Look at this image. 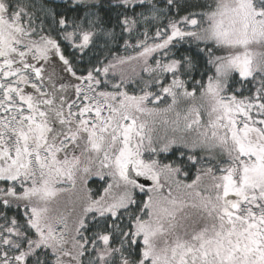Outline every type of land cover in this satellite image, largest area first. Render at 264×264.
Wrapping results in <instances>:
<instances>
[{
  "label": "snow or ice",
  "instance_id": "obj_1",
  "mask_svg": "<svg viewBox=\"0 0 264 264\" xmlns=\"http://www.w3.org/2000/svg\"><path fill=\"white\" fill-rule=\"evenodd\" d=\"M186 8L0 0V264H264V0Z\"/></svg>",
  "mask_w": 264,
  "mask_h": 264
},
{
  "label": "trees",
  "instance_id": "obj_2",
  "mask_svg": "<svg viewBox=\"0 0 264 264\" xmlns=\"http://www.w3.org/2000/svg\"><path fill=\"white\" fill-rule=\"evenodd\" d=\"M45 0H36L37 4H42L44 3ZM48 3H61L62 0H47ZM181 4L187 5L186 10L182 9L181 11V15L187 14L188 11H203L204 7H206L207 4L211 3L212 0H180ZM69 15H75V13H69ZM80 15H83V13H80ZM203 46V45H202ZM189 45L185 44L182 46V49H188ZM192 48V52L195 53L196 48H195V44H193L191 46ZM129 53H131V50H129ZM120 54H124L123 50L120 49ZM205 68H207L206 62L202 61L199 65H198V71L195 73V76L197 79L200 78V73L201 71H203ZM207 74H205V80L207 77ZM194 178L193 174L190 173V176L187 178L188 181L190 182V180ZM185 179V178H184ZM102 183L101 181H99L97 178L93 177L92 179L89 180L88 182V188L91 189V193L92 195L96 196L102 193ZM78 195V189L77 190H73V191H69V192H64L61 193L60 196L58 197L59 201L61 204L64 203H68L69 207H71V201L75 199V197ZM142 197L143 194H138Z\"/></svg>",
  "mask_w": 264,
  "mask_h": 264
},
{
  "label": "rangeland",
  "instance_id": "obj_3",
  "mask_svg": "<svg viewBox=\"0 0 264 264\" xmlns=\"http://www.w3.org/2000/svg\"><path fill=\"white\" fill-rule=\"evenodd\" d=\"M170 116H171V118H175L174 117V114H170ZM169 134H171V132H169ZM182 179H184L183 177H182ZM150 183V182H149ZM150 186V185H149ZM147 187V186H146ZM164 194L166 195L167 194V189H164Z\"/></svg>",
  "mask_w": 264,
  "mask_h": 264
},
{
  "label": "water",
  "instance_id": "obj_4",
  "mask_svg": "<svg viewBox=\"0 0 264 264\" xmlns=\"http://www.w3.org/2000/svg\"><path fill=\"white\" fill-rule=\"evenodd\" d=\"M149 185H150V183H149V182H147V183H146V186H149Z\"/></svg>",
  "mask_w": 264,
  "mask_h": 264
}]
</instances>
